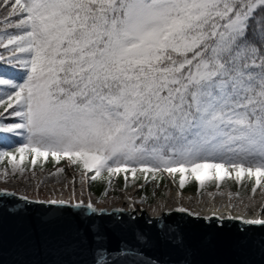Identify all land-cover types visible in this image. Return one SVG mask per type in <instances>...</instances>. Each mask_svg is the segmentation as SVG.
Instances as JSON below:
<instances>
[{
  "label": "snow or ice",
  "instance_id": "1",
  "mask_svg": "<svg viewBox=\"0 0 264 264\" xmlns=\"http://www.w3.org/2000/svg\"><path fill=\"white\" fill-rule=\"evenodd\" d=\"M12 137L19 145L0 150L11 163L5 180L24 177L17 154L31 155L32 165L51 155L82 181L92 171L167 172L179 174L180 188L189 175L203 188L247 175L254 198L264 187V0H0V139ZM44 203L79 220L63 240L67 254L91 255L61 264H194L173 209L155 221V240L177 254L165 260L149 256L144 245L153 240L142 230L135 243L112 248L126 221L91 196L42 201L0 189L9 214ZM228 219L264 226V218Z\"/></svg>",
  "mask_w": 264,
  "mask_h": 264
},
{
  "label": "water",
  "instance_id": "2",
  "mask_svg": "<svg viewBox=\"0 0 264 264\" xmlns=\"http://www.w3.org/2000/svg\"><path fill=\"white\" fill-rule=\"evenodd\" d=\"M8 206L11 208L12 203ZM59 208L47 203L32 204L28 206L26 214L13 215L0 207V264L89 261L91 255L87 251L77 250L70 256L65 251L63 240L68 235V226L79 223V220L67 214L61 215L57 211ZM102 208L126 221L123 230L112 235V248L125 242L135 243L134 231L142 230L153 240V243L144 245L150 257L161 256L165 260L176 258L174 249L155 240L159 227L155 221L164 211L160 216H150L145 209L139 213L132 212L131 205ZM116 209L125 211L120 213ZM88 214L92 215L90 210ZM128 216H132L135 223L127 219ZM210 216L213 215H200L197 220L173 209L171 218L185 221V236L191 249L189 259L194 264H264V226L245 225L241 219H228L229 216L222 215H215L224 218L222 223L215 217L213 220L204 219Z\"/></svg>",
  "mask_w": 264,
  "mask_h": 264
},
{
  "label": "bare ground",
  "instance_id": "3",
  "mask_svg": "<svg viewBox=\"0 0 264 264\" xmlns=\"http://www.w3.org/2000/svg\"><path fill=\"white\" fill-rule=\"evenodd\" d=\"M46 172L45 170L38 171L35 173L36 178L29 177L26 181V184L24 185V189L27 192L28 190L34 189L37 190L40 185V181L43 179V175L41 173ZM45 179V177H44ZM58 179L62 180L63 182H71L72 185L74 182L78 180V178L74 175H62L61 173L50 175L45 180L47 181V187L50 191L48 194V199H42L39 197H29L32 199L37 200H51V199H64L69 200L68 196L70 195V199L72 197L71 192L69 195L64 194L61 189V185L59 183H55ZM87 185H81V188L84 190V192H91L95 194L92 190L89 188L88 179ZM65 187V184L63 185ZM16 184L14 183H8L0 184V189L7 188L9 190H17ZM87 190V191H86ZM237 193L236 191L232 190L229 187H224L222 189L213 190L209 189L206 192H204L202 195L198 196L190 191H183L178 187L175 180H171L170 186L167 190V196L166 197H159V201L157 202L156 206H154L153 209H145L142 206L136 205V201L134 198V194L126 193L121 199V201L116 203H111V205L104 206V207H122L126 205L133 206V202H135V208L136 212H140L141 209H145L148 215L150 216H160L164 209L170 208V209H178L179 207L183 206L188 208L192 212H197L199 215H222V216H229L232 217H244L245 219H252V218H264V212H261V207L264 206V193L258 192L255 194V197L253 198V195H246L242 196V202L240 199H237L235 195H233L232 200H229L228 193ZM209 193H212L213 195H209ZM23 195H25V192H22ZM80 195V194H79ZM79 195H73L71 200H74L73 202H76L78 200H85L83 196ZM97 196V194H95ZM29 196V195H28ZM235 204L236 207L233 208L231 205Z\"/></svg>",
  "mask_w": 264,
  "mask_h": 264
},
{
  "label": "rangeland",
  "instance_id": "4",
  "mask_svg": "<svg viewBox=\"0 0 264 264\" xmlns=\"http://www.w3.org/2000/svg\"><path fill=\"white\" fill-rule=\"evenodd\" d=\"M1 168V167H0ZM63 168L64 171L61 173L62 175H70L74 174L78 180L76 182H74V184L72 185V183L70 182H63L62 180L58 179L57 181H55V183H59L61 186V189H63V193L69 195V193L71 192V195L73 197L74 194L78 195L75 191H77L81 185H87V179H84L83 181L81 180V174L78 172L77 168H75L74 166H72L70 164V162L68 163H64L63 165H59L55 168L52 169H48L46 172L41 173V175H43L45 177V179L47 177H49L50 175H55L58 174L57 169ZM36 173L35 171H31L28 174L24 175V177H21V179H7L5 180L4 178H0V184H2V186L4 184H8V183H14L16 184V191H18L19 193L22 194V192H25V195H29L28 197H39L42 199H48L49 196L48 194L50 193L48 187H47V181L43 179L40 181V185L39 188L37 190L31 189L28 190L27 192L24 189V185L26 184V181L29 180V177H32V173ZM0 173H2L1 169H0ZM119 174H115L113 175L112 178V184L109 187V193L106 196V198L99 200L98 199V207H104V206H108L111 205V203H116L121 201V199H123L124 195L126 193H130V194H134V198L136 201V205L142 206L145 209H153L154 206H156L157 202L159 201V197H166L167 196V190L170 186V182L171 180H174V176L177 178V176L175 174H168L167 172L162 173L164 175V180H161L160 178H156L155 179V183H150L148 184V182L146 181V178L144 177H140L143 176L141 174V172L137 171L134 175L131 173V171L129 170L128 172V176H127V186H128V190H122L120 188V186L118 185V180L117 178L119 177ZM37 175H34L33 178H36ZM65 184V187L63 186ZM145 187L144 190L141 191V188ZM215 190V189H213ZM217 190V189H216ZM207 191V190H206ZM204 191V192H206ZM203 192V193H204ZM258 192H263L264 193V188L260 187L256 193ZM240 194L242 196H246V195H252V193L250 192V189H245L243 192H240ZM147 197V199L145 200L144 203H140L142 198ZM83 196V195H81ZM71 197V199H72ZM84 197V196H83ZM98 198V197H97ZM68 199H70V195L68 196ZM74 201V200H72ZM96 201V200H94Z\"/></svg>",
  "mask_w": 264,
  "mask_h": 264
},
{
  "label": "trees",
  "instance_id": "5",
  "mask_svg": "<svg viewBox=\"0 0 264 264\" xmlns=\"http://www.w3.org/2000/svg\"><path fill=\"white\" fill-rule=\"evenodd\" d=\"M19 143H20L19 139L15 138V137L8 138L6 141L3 139H0V150L11 151L13 149V147L18 146ZM31 159H32L31 155L25 154V156L23 157V160L21 161L19 154H17L16 163L21 164L22 166H24L26 168V172L24 175H26L29 172L34 171V170L42 171V170H46V169H52V168H55L59 165L64 164V162H65L64 159H61L60 161H56L55 158L50 155L47 159H45L43 157L39 158L37 160V163L35 165H32ZM0 167H1L0 169H1L2 173L5 171V169H7L9 172L11 171V163L9 162L8 157H0ZM141 174L143 176H140V177L146 178V181L148 182V184H150L151 182L155 183L156 178H160L161 180H164V178H165L163 174H159L155 178H153V175L151 173H147V174L141 173ZM177 175H176L177 178L174 176V180L177 183V185L179 186V183H178L179 182V174H177ZM94 176H96L94 171L88 172L89 188L95 194H97V197L99 199H104L108 194L110 185L112 184L113 175L109 176V174L105 172V173H101L99 176H96L95 179L92 178ZM127 176H128V172L127 173L121 172V174H119V177L117 178V180H118V185L121 188H128L127 182H126ZM11 179H21V177L17 174V176L15 178H11ZM254 179L255 178H252L250 180L247 177V175H245L243 177L242 181L237 182L235 180V174L233 173V176L231 178L226 177L224 181H207L205 183V186L203 188H200L198 185V182L191 175H189L185 186L181 189L183 191H190V192H192L198 196L202 195L206 189H212V188L219 189V188H223L226 186H228L232 190L239 192V193L243 192L245 189H250V192H251V188L253 187V184H254ZM217 183L220 184L219 188L216 187ZM260 187H262V186H257V190ZM144 188L145 187H142L141 191L144 190ZM105 193H106V195H105Z\"/></svg>",
  "mask_w": 264,
  "mask_h": 264
},
{
  "label": "built area",
  "instance_id": "6",
  "mask_svg": "<svg viewBox=\"0 0 264 264\" xmlns=\"http://www.w3.org/2000/svg\"><path fill=\"white\" fill-rule=\"evenodd\" d=\"M81 177V176H80ZM87 191V190H86ZM78 195L80 194V195H83L84 196V198H85V202H87V199H88V197L89 196H91V198H92V200H93V202L96 204V206L98 207V198H97V196L95 195V194H93V193H91V192H89V191H87V192H84V190L81 188V186H80V188L77 190V191H75ZM74 195H76V194H74ZM79 195V196H80ZM94 200H96V201H94Z\"/></svg>",
  "mask_w": 264,
  "mask_h": 264
}]
</instances>
